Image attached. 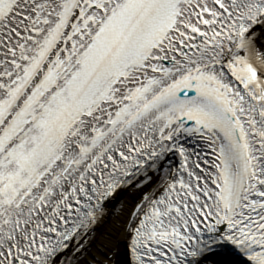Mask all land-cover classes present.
<instances>
[{
	"label": "snow or ice",
	"instance_id": "obj_1",
	"mask_svg": "<svg viewBox=\"0 0 264 264\" xmlns=\"http://www.w3.org/2000/svg\"><path fill=\"white\" fill-rule=\"evenodd\" d=\"M126 191L128 264H264V0H0V264H113Z\"/></svg>",
	"mask_w": 264,
	"mask_h": 264
},
{
	"label": "bare ground",
	"instance_id": "obj_2",
	"mask_svg": "<svg viewBox=\"0 0 264 264\" xmlns=\"http://www.w3.org/2000/svg\"><path fill=\"white\" fill-rule=\"evenodd\" d=\"M138 198L136 192H124L120 194V198L112 202L111 208L114 211V215L111 218L106 219V221L100 226V231L97 233V242L99 245L104 243L108 244V251L112 256L113 264H126L125 254H126V234L122 231L121 221V205L124 208H130L133 203H135ZM101 233H111L110 237H105Z\"/></svg>",
	"mask_w": 264,
	"mask_h": 264
}]
</instances>
